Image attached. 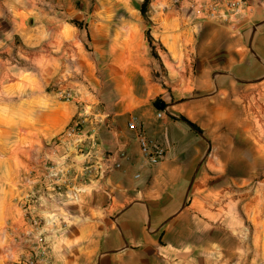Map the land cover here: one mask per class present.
Here are the masks:
<instances>
[{
  "label": "crops",
  "instance_id": "obj_1",
  "mask_svg": "<svg viewBox=\"0 0 264 264\" xmlns=\"http://www.w3.org/2000/svg\"><path fill=\"white\" fill-rule=\"evenodd\" d=\"M157 1L159 11L151 17L155 41L180 65L197 69L195 77L180 82L216 90L213 99L222 98L227 116L244 127L241 103L253 97L256 86L264 87V80L241 81L247 69L257 76L264 66V0H193L190 14L175 5L169 11L170 0ZM209 3L218 5L216 16ZM114 17L81 13L73 0H0V53L11 49L15 37L23 38L19 48L25 49L52 37L65 42L69 34L108 38L116 29L136 31L142 41L141 48L126 45L120 57L111 45L99 48L108 56L103 60H91L83 46L71 47V63L85 76L65 73L58 89L48 88L47 76H5L7 62L0 57V84L13 91L11 99L0 101V260L19 259L23 245L48 244L67 264H261L255 234L247 243L243 229L227 230L213 220L202 232L190 200L203 173L197 166L204 145L181 119L195 122L192 92L162 88L144 41L146 24L119 26ZM75 19L85 21L84 27ZM154 90L166 108L150 101ZM75 118L82 120L80 132L63 136ZM133 118L165 148L161 163H146L129 127ZM120 151L122 166L105 173V158ZM236 202L237 212L263 209L259 202Z\"/></svg>",
  "mask_w": 264,
  "mask_h": 264
},
{
  "label": "rangeland",
  "instance_id": "obj_2",
  "mask_svg": "<svg viewBox=\"0 0 264 264\" xmlns=\"http://www.w3.org/2000/svg\"><path fill=\"white\" fill-rule=\"evenodd\" d=\"M143 1L73 0V9L84 14L93 13L94 16L114 14L115 17L112 23L119 26L135 23L134 21L137 22V20H141L146 24L144 41L149 44L151 59L156 63V68L153 71L155 80L162 85V88H168L172 92H192L190 102L194 106L190 112L191 118L203 129V132L198 133L204 149L197 166L198 170L202 167L203 173L200 180H198V191L190 200L191 202L194 200L197 206L194 212L195 218L200 222L201 225L199 226L203 228L202 232L205 230V222L213 220L217 225L225 226L227 230L235 228L236 230H233L237 232L238 227L243 229L244 235L242 236H245L247 243L249 238L255 234L261 240L263 252L261 264H264V198L261 202L263 206L261 213H253L242 207L240 212H237L235 207V202L241 198V194L250 191L255 186L257 187L258 184L264 187V133L259 134V131L264 129V87L261 85L256 86L258 89L253 92V97L246 98L241 103L245 108L246 125L242 127L237 126L236 123L234 124L235 121L237 122V118H234L235 121H233L232 118L227 116L228 111L225 110L228 109L227 103L224 104L222 98L219 100L213 99L216 90L214 92L207 91L203 89L202 85H185L180 82V77L183 78L189 75L195 77L197 69L193 63L190 69L183 64L180 65L165 47L155 41L152 34L153 22L151 17L159 11L157 8L158 1L150 0L148 18L143 17L141 13ZM192 1L170 0L173 4H171L169 11H173L175 5L176 10L190 14L193 12L190 7ZM72 21H75L77 26L84 27L85 25V21L81 22L76 19ZM149 35L154 38L155 44L154 42L151 43ZM63 39L60 36L48 38L47 41L44 40L36 46L25 49L23 47L19 48L23 45V38H13V44L8 43V45H11V49L0 53V57L4 56L7 62L5 76L14 77L25 73H32L39 77L47 76L52 78V83L48 88L58 89L60 82L65 81V73H71L81 79L85 76L83 70L76 71L75 66L71 63L76 55L71 47L83 46L87 49V55L91 60H103L108 59V56L100 53L99 48L104 50L111 45L118 52L115 55L120 57V50L126 45L136 43L138 47L141 48L142 46L138 32L127 29L113 30L108 38L93 32L83 36L69 34L65 36V42H63ZM153 50L156 51V55ZM30 62H33L34 65H31ZM251 72H255V69H247V77L241 81L246 84H253L264 80V66L260 71L261 75L253 76L250 74ZM12 92V90H7V86L0 84V101L5 98L11 99ZM157 98L162 97L158 96L157 91L154 90L150 101L154 103ZM208 100L209 102H207ZM79 120L81 122L80 128H82V120L80 118ZM241 137H244L243 141L240 140ZM258 148L263 152L262 154L257 150ZM211 160H214L216 164L212 165ZM238 166L243 167L240 169L241 171H237ZM237 177H240V179H236ZM244 177L249 180L247 183L243 182ZM194 179L193 175L190 182L191 187L195 181ZM242 199H244L246 206L251 204L252 199L249 195H244ZM227 206H231L232 209H228ZM212 207L215 212L214 216L211 214ZM60 248L61 246H58V250ZM54 249L55 246L48 244L23 245L22 255L19 259L14 261L3 259L0 260V264H67V261L60 258L61 255L55 254ZM70 249L66 247L67 251H70ZM93 264H96V262Z\"/></svg>",
  "mask_w": 264,
  "mask_h": 264
},
{
  "label": "built area",
  "instance_id": "obj_3",
  "mask_svg": "<svg viewBox=\"0 0 264 264\" xmlns=\"http://www.w3.org/2000/svg\"><path fill=\"white\" fill-rule=\"evenodd\" d=\"M217 9H218L217 4L209 3L208 11L210 14H212L213 16H216ZM159 116L162 117L163 113L162 112L159 113ZM80 125H81V122L79 118H75L73 122L69 125L67 130L63 133V136L70 137V136L77 135L81 130ZM129 127L132 130H135L137 133L138 141L140 144V149H141L142 155L146 163L150 165H157L161 163L166 157L165 148L156 144L153 140L150 139V137L143 130L139 128L136 118H133L130 120ZM122 156H123V152L121 151L113 152L109 154L105 158L106 166L105 167L101 166L102 168H104V172L105 173L111 172L121 167L122 166V162H121Z\"/></svg>",
  "mask_w": 264,
  "mask_h": 264
},
{
  "label": "bare ground",
  "instance_id": "obj_4",
  "mask_svg": "<svg viewBox=\"0 0 264 264\" xmlns=\"http://www.w3.org/2000/svg\"><path fill=\"white\" fill-rule=\"evenodd\" d=\"M260 130V129H259ZM247 131V130H246ZM249 133V132H248ZM262 133H264V129H261L260 131H259V134H262ZM255 134V133H254ZM258 136V135H257ZM253 137V136H252ZM243 139H244V137H241L240 138V140H242L243 141ZM253 139V138H252ZM258 151H260V153L262 154L263 152H261V150H260V148H258L257 149ZM254 154V153H253ZM211 164L212 165H215L216 163H215V161L214 160H211ZM256 166V165H255ZM224 168V167H223ZM243 167H237V171H241L240 169H242ZM260 168V167H259ZM243 171H245V169H243ZM253 172V171H252ZM255 172V171H254ZM253 172V173H254ZM264 172V171H263ZM244 173V172H243ZM264 175V174H263ZM249 180L246 178V177H244V179H243V182L244 183H247ZM259 185V184H258ZM257 185V187L255 186L253 189L251 188V190L250 191H246L245 193H243L244 195H249L250 197H251V199H252V201H251V204H249V205H254L255 203V205H257V203L259 202L260 204H261V202H262V198H264V187L263 186H258ZM243 197H241L240 198V200H239V203L240 204H243V201H244V199H242ZM236 199V198H235ZM264 202V201H263ZM237 203V202H236ZM239 203H237V204H239ZM246 207V206H245ZM250 207V206H249ZM247 208V211L249 210V208L248 207H246Z\"/></svg>",
  "mask_w": 264,
  "mask_h": 264
},
{
  "label": "trees",
  "instance_id": "obj_5",
  "mask_svg": "<svg viewBox=\"0 0 264 264\" xmlns=\"http://www.w3.org/2000/svg\"><path fill=\"white\" fill-rule=\"evenodd\" d=\"M150 0H144L141 4V13L143 15V17L148 18V12H149V6H150ZM150 41L151 43L154 42V38L152 36L149 35ZM153 53H155L156 55V51L153 50ZM154 106L159 109L162 110L164 108H166L167 103L165 102V100H163L162 98H157L156 101H154ZM181 119L188 122L189 125L197 132L201 133L203 132V129L195 122H193L192 120H190L189 118H187L186 116H181Z\"/></svg>",
  "mask_w": 264,
  "mask_h": 264
}]
</instances>
